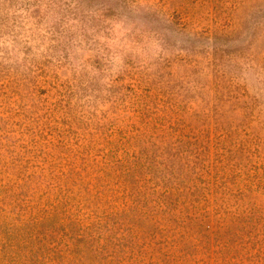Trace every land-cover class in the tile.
Wrapping results in <instances>:
<instances>
[{
    "label": "rangeland",
    "instance_id": "rangeland-1",
    "mask_svg": "<svg viewBox=\"0 0 264 264\" xmlns=\"http://www.w3.org/2000/svg\"><path fill=\"white\" fill-rule=\"evenodd\" d=\"M51 1L72 37L0 34V231L56 209L128 264H264V0Z\"/></svg>",
    "mask_w": 264,
    "mask_h": 264
},
{
    "label": "trees",
    "instance_id": "trees-1",
    "mask_svg": "<svg viewBox=\"0 0 264 264\" xmlns=\"http://www.w3.org/2000/svg\"><path fill=\"white\" fill-rule=\"evenodd\" d=\"M67 7L64 9L51 0H0V34L6 30L21 32L27 24L33 26L39 21L36 13L40 9L45 12L52 8L56 19L50 33L57 38L63 35L72 37V26L66 24L64 15L66 11L74 10L76 5ZM9 21H12L11 25ZM29 211L26 210V216ZM75 221L80 222L73 216H61L53 209L41 218L19 221L18 228L13 229L18 238L8 239L6 233L0 231V242L3 247L16 245L18 255L12 264H128V248L123 249L119 256L120 250L111 237H103V232L98 230L93 239L88 233V226H81ZM27 241L37 245L35 251L24 247ZM2 246L0 253L3 252Z\"/></svg>",
    "mask_w": 264,
    "mask_h": 264
}]
</instances>
